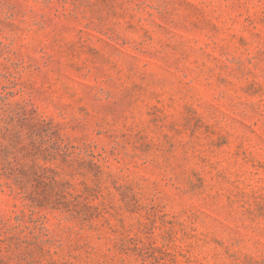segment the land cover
I'll list each match as a JSON object with an SVG mask.
<instances>
[{
  "label": "rangeland",
  "instance_id": "1",
  "mask_svg": "<svg viewBox=\"0 0 264 264\" xmlns=\"http://www.w3.org/2000/svg\"><path fill=\"white\" fill-rule=\"evenodd\" d=\"M0 264H264V0H0Z\"/></svg>",
  "mask_w": 264,
  "mask_h": 264
}]
</instances>
